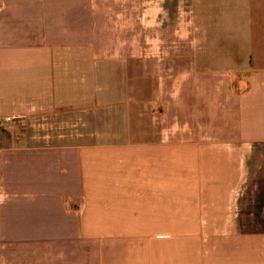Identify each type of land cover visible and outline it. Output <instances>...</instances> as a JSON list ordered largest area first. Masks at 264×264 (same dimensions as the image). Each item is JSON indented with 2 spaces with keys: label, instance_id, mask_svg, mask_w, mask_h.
<instances>
[{
  "label": "crops",
  "instance_id": "0c3cea01",
  "mask_svg": "<svg viewBox=\"0 0 264 264\" xmlns=\"http://www.w3.org/2000/svg\"><path fill=\"white\" fill-rule=\"evenodd\" d=\"M170 1L169 115L101 132L135 1L0 0V264H264V0Z\"/></svg>",
  "mask_w": 264,
  "mask_h": 264
},
{
  "label": "rangeland",
  "instance_id": "374dc122",
  "mask_svg": "<svg viewBox=\"0 0 264 264\" xmlns=\"http://www.w3.org/2000/svg\"><path fill=\"white\" fill-rule=\"evenodd\" d=\"M134 1L136 3L134 9H137V20H134L133 24L127 27L131 29V33L129 32L131 36L127 38L128 43H126L132 46V53H124V55L130 56L124 59L118 58L119 53H116L117 57L114 65L117 67L114 82L111 84L112 89L110 90L109 86L103 84L105 83L106 77H102L99 116L97 119H94L92 126L90 121H85L84 127L80 125L79 128L83 130H90L91 128L94 130L98 129L101 132L109 129L144 130L152 128L154 123L149 122L150 117L155 116L158 109V113L160 111H167L169 115L172 107L171 99L165 94L166 91L163 92L161 90L160 93V89L157 86V73L163 69L164 72H167L166 68L170 66H167L163 62H157L156 55H163L164 53H187V26L182 21L183 19L179 25L171 26L168 24L169 20H167V16L170 9L168 6L172 5L170 0H133V4ZM184 4L186 6V0ZM140 6L141 12H139ZM186 15V8L182 9L180 11V17L184 18ZM119 37H121L120 33ZM126 64L131 68V72L121 74L118 66H125ZM103 72H101V76H106ZM159 76H161V73ZM165 76L170 79L171 75L168 73ZM183 79L182 88L185 89L187 80L185 78ZM186 97L187 89L184 91V98L182 96L183 100ZM113 99L115 102H111L113 104L108 105L107 103ZM158 99L159 101L157 102ZM147 101L148 104L143 106ZM163 116V127L167 128L171 122H168L166 113V119ZM71 118V115L67 116L69 121ZM42 131L44 130L41 125L40 133L44 134ZM100 140L106 141L111 139L101 137ZM250 188L246 184L237 201L238 210L243 211L241 212L242 214H246L251 208L249 204ZM234 193L231 195L233 198ZM243 197L244 201L240 207V199ZM244 219L250 225H256L255 223L251 224V217H244Z\"/></svg>",
  "mask_w": 264,
  "mask_h": 264
},
{
  "label": "built area",
  "instance_id": "2783aa9c",
  "mask_svg": "<svg viewBox=\"0 0 264 264\" xmlns=\"http://www.w3.org/2000/svg\"><path fill=\"white\" fill-rule=\"evenodd\" d=\"M9 120H10L9 117H6V118H5V121H9Z\"/></svg>",
  "mask_w": 264,
  "mask_h": 264
}]
</instances>
